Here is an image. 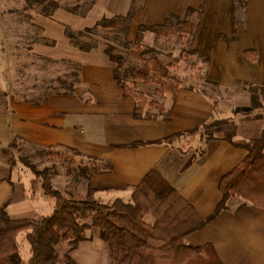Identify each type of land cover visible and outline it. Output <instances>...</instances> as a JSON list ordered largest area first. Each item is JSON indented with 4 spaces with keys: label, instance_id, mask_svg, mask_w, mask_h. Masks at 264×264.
Returning a JSON list of instances; mask_svg holds the SVG:
<instances>
[{
    "label": "crops",
    "instance_id": "crops-1",
    "mask_svg": "<svg viewBox=\"0 0 264 264\" xmlns=\"http://www.w3.org/2000/svg\"><path fill=\"white\" fill-rule=\"evenodd\" d=\"M56 1L62 7L52 16L38 13L26 20L35 30L31 52L50 68L48 71L63 66L76 73L77 66L79 82L75 73H66V77H74L73 82L66 81L74 92L65 94L69 90L58 82L63 79L56 78L62 88L52 87L62 90L46 101L48 86L41 97L11 99L7 108L0 109V207L7 204L12 217L11 210L16 215L28 213L37 199L46 196L41 182L33 192L35 175L28 167L19 161L10 164L6 157L5 151L20 139L40 149L78 151L86 161L110 163V173L96 174L88 181L94 197L103 203L117 199L131 202L133 190L156 170L201 217L210 216L223 197L219 190L222 177L249 154L229 137L234 142L255 143L264 129V110L255 105L256 93L264 105V0H244L246 6L237 4L235 14L234 0H141L133 15L129 41L135 40L140 26L161 24L171 16L185 20L189 9H203L195 35L184 39L190 40L189 51L198 52L190 56L197 63L183 68L187 57L179 64L180 72L172 70L182 83L184 78L191 82L185 87L181 84L175 97L148 96L150 101L164 104V110L148 107V117L142 119L134 116L136 105L124 98L114 78L117 64L107 55L106 45L100 43L83 51L66 35L67 29L80 32L105 18L128 15L134 0ZM75 6L82 13L66 9ZM248 49L258 51V63L245 56ZM207 87L213 95L204 90ZM155 90L156 86L154 94ZM222 123L229 124V133L219 129ZM173 135L180 136L171 143L132 146ZM56 181L65 189L74 184L66 172L55 176L53 185ZM234 200H239L235 206L231 205ZM244 203L241 198H232L227 210L188 236L186 242L212 245L223 264H264V209L246 208ZM71 258L75 264H114L110 247L98 237L82 242Z\"/></svg>",
    "mask_w": 264,
    "mask_h": 264
},
{
    "label": "trees",
    "instance_id": "trees-1",
    "mask_svg": "<svg viewBox=\"0 0 264 264\" xmlns=\"http://www.w3.org/2000/svg\"><path fill=\"white\" fill-rule=\"evenodd\" d=\"M33 1L38 4L37 9L42 10V14L48 17L62 7L56 0ZM138 3L140 4L141 0H134L132 10L126 16L105 18L94 27L80 32L67 29L66 35L74 46L83 51L95 49L100 43L106 45L107 55L117 64L114 78L122 88L124 98L136 105L134 116L142 119L148 117L146 108L163 111L164 104L150 101L139 86L155 85V92L160 97L165 95L175 97L182 79L179 75L171 73L172 70L177 69L184 58L198 55V52L193 50L185 52L179 58H174L171 54L163 59L157 56L146 57L143 46L144 33L151 32L158 38L166 39L176 35L182 41L187 37H193L203 9H189L185 20L171 16L161 24L140 26L133 42L127 41L124 36L132 48L130 57L140 63L127 68L123 57L113 53L115 46L111 44L110 38L112 36L117 39L116 35L129 31ZM237 4L246 6L244 0H234V14ZM66 9L72 13H82L79 6ZM233 31L236 32L234 18ZM244 54L256 63L260 60L256 50L248 49ZM75 70L78 79L80 74L77 66ZM66 81L58 82L66 86ZM72 88L66 86L65 89L69 92L66 91L65 94L74 92ZM61 90L58 87H51L44 101ZM179 136L173 135L156 142H137L132 146L171 143ZM229 138L235 146L248 149L249 154L238 166L222 177L219 183L222 200L215 211L206 218L201 217L194 206L156 170H151L133 190L131 202L117 199L112 203H103L94 197L95 191L92 188L88 189L87 199L66 196L63 190L53 185V178L58 173L49 168L40 170L28 157H22L21 162L35 175L32 181L33 192L41 182L44 194L55 201L54 210L49 216L14 219L7 212V204L1 206L0 264H26L21 258L17 243V237L23 231L27 232L26 238L32 251V258L27 264H75L71 252L82 242L95 237L108 244L114 264H223L212 245L193 246L186 242V238L205 228L227 210L230 200L234 197L244 200L243 207L264 209V129L260 140L255 143L234 142L232 137ZM16 141L12 143V147L16 145ZM70 152L83 159L78 151ZM66 153L67 151L42 149L38 155L60 160ZM9 162L13 164L16 161L11 158ZM70 164L66 174L74 182L89 181L92 176L110 173L113 169L110 163L91 158L85 164L83 161L77 166L72 162ZM64 243L68 244V250L66 254L60 255L58 247Z\"/></svg>",
    "mask_w": 264,
    "mask_h": 264
},
{
    "label": "rangeland",
    "instance_id": "rangeland-1",
    "mask_svg": "<svg viewBox=\"0 0 264 264\" xmlns=\"http://www.w3.org/2000/svg\"><path fill=\"white\" fill-rule=\"evenodd\" d=\"M33 2V0H0V109L7 108L8 101L11 99L23 100L26 98L41 97L45 94L47 86H60L56 78L67 80L68 82L74 81L73 76L66 77V73H69V75L75 73L73 69H66L63 66H58L48 71L47 69L49 67L44 66L41 60L33 56L31 52L33 44H30V42L32 40L31 38L35 35V30L31 28V25L27 21L32 20L35 14L42 13V10L37 9L38 4ZM145 33L147 34L143 46L146 51V57L157 56L163 59L166 55L171 54L174 58H179L181 54L190 50V40L180 41L176 35L167 39L158 38L154 33ZM124 36H126L127 41H129V31L126 34L120 33L118 36L116 35L117 39L111 36L110 42L115 46L113 53L116 55L120 54L123 57L124 64L127 68L140 65V63L130 57L132 48L130 44H127ZM196 63L197 60L190 57L182 65L184 68L187 64L193 66ZM64 69H66V72L63 73ZM178 71L180 72L179 67ZM181 72L183 73L182 70ZM171 73L174 72L172 71ZM184 80L182 87H185L191 82L188 78H184ZM141 87L144 88L143 90L141 89L142 91L150 89L149 92H146V95L151 99L159 98L158 95L152 92V88H155V85L141 84L140 88ZM204 90L213 95L209 87L204 88ZM256 97V108H260L261 106L262 108L260 109L264 110V105L261 103V100L258 99L257 93ZM223 124L224 123L219 125V129L225 128L227 130L226 133H229L231 127L228 126V123H225L228 124L226 126H223ZM213 130L212 128V130L209 131L210 134H212ZM41 150L42 149L31 146L19 139L16 141V145L13 147L10 146V150L5 154L7 158H13L14 161L19 162H21L22 157H28L31 163L37 165L38 169L42 170L44 168H49L59 175L66 172L67 167L71 165L70 162L78 164L83 161L84 164L86 163V159L78 158L71 152H67L60 160L43 158L38 155ZM60 151L64 152V150ZM54 186L57 189H64L66 196H72L81 200L88 198L87 192L91 187L88 181L74 182V184L66 189L59 186L57 181ZM237 201L239 200H234L231 202V205L235 206ZM32 207L33 208L29 209L28 213H22L23 215H16V212L12 210L10 214L15 217L30 216L16 217L18 219L49 216L53 213L54 200L44 196V199H37L34 204H32ZM13 216L11 218L16 219ZM26 234V231L21 232L17 238V242L21 258L23 262L27 264L32 258V251L27 241ZM67 250V243L58 247L60 255L66 254Z\"/></svg>",
    "mask_w": 264,
    "mask_h": 264
}]
</instances>
